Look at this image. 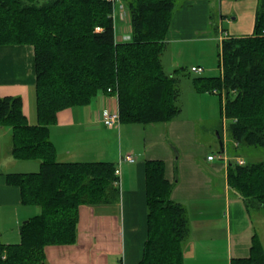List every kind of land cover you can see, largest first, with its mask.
Listing matches in <instances>:
<instances>
[{
	"label": "trees",
	"instance_id": "trees-1",
	"mask_svg": "<svg viewBox=\"0 0 264 264\" xmlns=\"http://www.w3.org/2000/svg\"><path fill=\"white\" fill-rule=\"evenodd\" d=\"M177 0H122L129 38L117 35L107 0H0V45L30 44L34 53L36 122L27 121L17 95H0V126L10 128V153L36 159L30 172H8L23 204L40 211L19 225V242L0 238V264H42L46 245L71 244L78 208L116 203V167L110 161H61L49 138L57 112L88 103L99 91H114L122 122L168 120L179 111L176 69L163 70L160 53ZM99 26L100 30H95ZM264 0H257L253 32L220 42V73L195 77L200 88L224 87L227 134L237 144L264 151ZM220 134V131H219ZM146 238L138 264H183L181 244L188 230L185 207L171 199L164 162H144ZM227 182L247 208L264 206V154L242 164L229 160ZM231 264H264L253 237L247 258Z\"/></svg>",
	"mask_w": 264,
	"mask_h": 264
},
{
	"label": "crops",
	"instance_id": "crops-1",
	"mask_svg": "<svg viewBox=\"0 0 264 264\" xmlns=\"http://www.w3.org/2000/svg\"><path fill=\"white\" fill-rule=\"evenodd\" d=\"M256 6L257 0H177L165 43L181 52L182 44L217 40L220 50L224 33L226 36L252 34ZM117 31L119 36L128 32L121 25ZM176 59L173 63L180 67L185 64V73L194 74L193 79L216 75L214 65L199 58L178 59L179 63ZM194 64L204 66V71L191 72L189 67ZM218 70L219 74V67ZM182 73L174 74L179 79ZM34 82L32 45L1 44L0 95H17L21 100L24 94L34 96ZM211 90L207 93L217 95L219 100L216 103L210 98L204 104L207 116L184 115L179 109V113L168 120L142 123L122 122L119 118L113 126H106L103 123L105 111L118 107L115 92L108 90L97 92L86 104L57 112L56 121L49 127L57 159L113 162L119 198L116 203L80 205L76 241L46 245L42 264H138L147 233L144 162L149 159L164 162V177L173 182L170 197L185 207L188 230L181 244L183 264H231L233 259L247 258L254 236L264 249L250 209L228 185L227 164L233 156L224 142L228 136L224 95ZM196 103L200 106L201 102ZM35 118L27 121L34 124ZM208 119L219 121L216 134L220 151L217 154L209 149L212 141H206V137L202 140L199 135V127L205 130L202 123ZM2 140L7 153L5 158L0 156V168L22 170L15 169L16 165L22 168L30 165L27 159L12 157L9 127L0 126V149ZM127 154L134 159H124ZM209 154L214 157L208 159ZM239 158L244 161L240 155L233 159ZM32 166L39 167V163H31ZM39 211L38 205L21 203L18 187L7 184L5 176H0V238L3 243H18L19 225Z\"/></svg>",
	"mask_w": 264,
	"mask_h": 264
},
{
	"label": "rangeland",
	"instance_id": "rangeland-1",
	"mask_svg": "<svg viewBox=\"0 0 264 264\" xmlns=\"http://www.w3.org/2000/svg\"><path fill=\"white\" fill-rule=\"evenodd\" d=\"M42 1V0H38ZM118 18V15H117ZM116 25H121L127 27V21H117ZM123 30V29H122ZM180 48V47H179ZM190 48H192L190 50ZM178 49V48H177ZM219 46L218 41L215 40L213 43H187L181 45V52H177L175 47L171 48L169 43H165L164 48L162 49L160 53V61L161 65L163 67V70L166 73H172L176 68L181 70L183 73L179 76V79L177 81V97L175 99V103L178 106V108L183 112L184 115L189 116H198V115H209L206 114L207 110L206 107H203L210 98H212L216 103H218V96L214 94L207 93V91L201 89L199 80H194L191 78L194 74H191L192 76L187 75L185 72V64H183L182 67L178 66L180 64H174L173 62L175 59L180 61V59H189V58H199L202 62L207 64L214 65V72L217 75L218 74V59H219ZM178 61V63H179ZM204 67V66H203ZM211 72V71H209ZM222 75V73H219ZM223 93H225L224 87H222ZM201 96V97H199ZM196 101H200V106L197 105ZM22 109L23 113L25 114L26 119L31 120L33 117L35 118V107H34V96L32 94H24L22 98ZM179 113V112H178ZM226 123H229V119L226 118ZM36 120V118H35ZM202 125L205 127V130H202V127H199V135L202 140H204L202 137H206V141H212L210 142L211 152L218 153L220 151V144H219V138L216 134L219 121L213 122L212 120H206L202 123ZM208 131V132H207ZM225 144L227 145L228 151L230 155L233 157L231 158L233 161H236L234 156L240 155L245 161H258L263 157L264 151L261 147H254V146H247L243 144H237L234 145L235 141H233L230 137L226 136L224 140ZM5 146L3 145L2 140V147L0 149V156L5 158L6 153L5 152ZM221 153V152H220ZM231 157V156H230ZM12 160V159H11ZM32 164H35V162H38L36 159H27ZM23 162V161H19ZM243 162V163H244ZM31 163L28 166H24L25 168H22L20 165H16L17 168L15 169H22V170H14V168H0V176H5L6 172H13V171H36L38 167L32 166ZM19 164V163H17ZM27 167V168H26ZM251 211V217L253 220V224L255 225V228L257 230V234L259 235V239L262 243H264V206H260L258 208H250Z\"/></svg>",
	"mask_w": 264,
	"mask_h": 264
},
{
	"label": "built area",
	"instance_id": "built-area-1",
	"mask_svg": "<svg viewBox=\"0 0 264 264\" xmlns=\"http://www.w3.org/2000/svg\"><path fill=\"white\" fill-rule=\"evenodd\" d=\"M107 1H109L111 3V5H112L111 16H112V19L114 21V27L119 29V26L116 25V22L117 21H121V20L124 21V22H125V20L127 21L128 13H127V11L124 8L122 0H107ZM117 15H118V18H117ZM124 28H126V30L128 31V26L127 27L124 26ZM95 30H100V27L96 26ZM262 32L264 33V30ZM224 35L226 37V33H224ZM128 38H129V33L125 32V34L122 35V39L126 40ZM219 69H220V67H219ZM189 70L191 72H193V73L201 74L204 71V67L202 65H200V64H194V65H191L189 67ZM107 90L110 91V88H107ZM211 92L220 93V94L224 95L223 89L219 90L217 88H212ZM118 120H119L118 108H114L113 110H110V111L109 110L105 111L104 116H103V123L106 126H113L115 123L118 122ZM213 157H214V155H212V154H209L207 156L208 159H211ZM123 158L126 159V160H129V161H132L134 159L129 154L125 155ZM236 162L239 163V164H242L244 161L239 158V159L236 160Z\"/></svg>",
	"mask_w": 264,
	"mask_h": 264
}]
</instances>
